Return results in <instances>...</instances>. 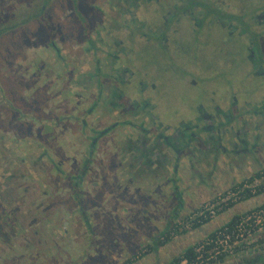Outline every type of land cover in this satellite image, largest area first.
I'll list each match as a JSON object with an SVG mask.
<instances>
[{
  "label": "rangeland",
  "instance_id": "obj_1",
  "mask_svg": "<svg viewBox=\"0 0 264 264\" xmlns=\"http://www.w3.org/2000/svg\"><path fill=\"white\" fill-rule=\"evenodd\" d=\"M35 1L0 0L2 13L21 10L13 19L21 24L0 35V264H123L125 255L128 263L141 264L140 259L151 252L149 247L141 245L130 250V242L125 241L124 247L122 242L106 237V229L110 232L112 228L115 234L112 226L121 220L113 215L111 192L116 191L118 182L126 185L132 163L139 165L138 169L150 165L143 163L137 151L132 160L129 144L140 138L151 142L149 138L156 130L165 131L167 126L170 133V129L179 124L194 123L198 115L196 105L216 102L223 107L221 96L238 101L233 104L240 113L235 111L237 114H233L228 126L243 117L247 138L258 135V140L252 139L253 144L246 141L240 148H258L255 155L257 158L263 155V158L246 177L216 190L212 197L195 207L212 202L217 194L247 179H252L251 183L257 180L258 192L228 208L260 194L264 196V150L260 153L264 149V112L254 114L252 111L259 108L264 96V76L247 75L242 56L237 57L230 68L224 65L225 75L220 74L229 75L235 82H191L204 80L203 74L212 71L205 58L208 62L214 61L212 58H224L213 55L211 49L205 51L209 46L206 45L202 47L204 55L200 58L193 56L194 53L184 55L182 52L170 59V65L163 66V59L143 44L142 36V32H146L143 24L160 20L163 13L157 7L160 3L145 4L146 1L139 0L134 8L138 22L131 23L132 19L125 13L132 7L127 0H45L49 3L44 13L27 20L35 11L30 12L32 7L26 6L22 9V6H30ZM254 1L259 0H245V3L250 5ZM41 19L46 20L49 29ZM132 26L136 27L135 31H131ZM212 36L214 46L240 47L234 42L225 44L226 38L222 40L216 32ZM125 51L132 52L129 63ZM121 62L127 63L139 78L147 79L151 73L169 82H145L140 91L138 82L123 86L115 80L116 68ZM153 67L155 73L151 70ZM191 71L193 74L189 73ZM149 83L155 87H150ZM149 94L154 117L148 112L149 106L146 109L140 106L141 95ZM129 99L134 100L129 102ZM137 106L140 109L135 114ZM221 133L216 134L217 142ZM237 147L229 151L227 148V154L224 147L217 149V156L228 162L226 157L235 154ZM172 149L173 160L167 162L168 167L180 164L177 173L182 178L176 186L184 197H191L194 193L191 167L189 170L181 167L188 166V159L180 161L185 154ZM167 150L171 152L169 147ZM210 152L208 156L215 158V151ZM244 158H250L248 151L239 159L246 161ZM146 172L149 175L142 177L147 181L157 177L148 169ZM171 178L172 184L175 176ZM142 184L147 190L151 186L154 189L153 181L151 186L146 181ZM159 186L158 183L156 187ZM162 186L167 196L170 192L175 194V186L170 189ZM106 200L108 204L104 203ZM262 205L264 199L234 218ZM123 209L120 207L118 211ZM168 215L161 218L166 219ZM151 219L149 215L148 221ZM229 222L231 220L218 228ZM135 223L140 225L138 220ZM170 226L158 233L157 239ZM189 234L160 243L165 245L173 240L171 245L178 247L175 251L167 248L165 256L162 253L160 258L155 257V263L149 264H170L186 248L204 240L191 243L185 239V236L192 239ZM240 245L235 255L221 257L211 264H264V225L251 232ZM103 250L112 256L107 252L103 255Z\"/></svg>",
  "mask_w": 264,
  "mask_h": 264
},
{
  "label": "flooded vegetation",
  "instance_id": "obj_2",
  "mask_svg": "<svg viewBox=\"0 0 264 264\" xmlns=\"http://www.w3.org/2000/svg\"><path fill=\"white\" fill-rule=\"evenodd\" d=\"M144 1H146L144 2L145 4H150L151 2L160 3L157 7L163 12L159 16V21H153L152 23V20H150L148 24H143L146 32H142L144 38L143 44H147L160 59H163V66L166 64L170 65V59L172 60L173 57H177L176 55L182 52L184 55L194 53L193 56L200 58V56L204 55L202 47L209 45L205 51L211 49L213 55L223 56L224 58V60H220L219 58L214 59L211 57L214 60L212 62H208L207 58H205V63L208 65V68L212 69L209 73L214 76V72H217L218 78L195 79L191 82H235L229 75L226 77L220 74L225 75L226 68H224V65L230 68L229 66L232 63L235 65L237 57L240 56L246 61L245 72L247 75L264 76V1H254L250 5H246L245 0H237L236 3H233L235 0ZM168 2L171 4H167ZM127 3L131 4L132 7L125 8L126 16L132 19L131 23H134L136 20L134 8L138 6L139 0H133L132 3L131 0H127ZM136 22L138 21L136 20ZM135 28L132 26L131 31H135ZM215 32L221 35L222 40L223 37L226 38L228 42H224L225 44L234 42L238 43L240 47L232 45L225 48V46L219 47L212 45L211 43L214 41L212 35ZM178 44L181 47L177 46ZM180 48H183V50H180ZM124 53L129 63V60H132V52L125 51ZM153 63L156 62L153 61ZM126 64L121 62L119 67L116 68L117 75L115 76V80L121 82L123 86L128 87L132 82H138L140 91L145 86V82H169L168 80H159L151 73L149 75L146 73L147 79L139 78L136 75V71L132 68L130 69ZM132 65H136L135 62ZM120 68H123V70H120ZM155 69V67L151 68L154 73L156 71ZM123 90L119 89L121 92ZM150 97V94L147 96L141 95L140 106L143 109L149 106L148 112L154 117L149 104ZM218 98L220 102L222 100L225 103L223 107L221 105H214L213 103L207 106L202 104L196 105L198 115L194 123L190 125L187 122L181 125L179 124L175 128H171L170 133L167 132L170 126L165 127V131L158 132L156 130L152 138H149L150 140L152 139L151 142H147V138H140L133 143L131 142L132 145L129 144L132 147L129 151L130 158L132 160L135 159L136 151L140 150L142 152L145 149V154L138 151L139 155L142 156L143 163L150 160L149 163H153L155 166L158 164L161 166V164L173 160L170 157V153H173L172 148L176 151L183 152L186 159L189 160L194 159V155L197 157L200 154L208 155L212 150L215 151L214 154H216L217 158V149H223V147L225 149L227 146H230L234 150L235 146L239 147L241 143L245 144L246 141H251V144H253L252 139L253 141L258 140V135H255L252 139L247 138L243 117L238 118L236 124H232L231 127L228 126L229 122L233 119V114H237L235 111L239 112L237 110L238 107H234V104L236 102L238 103V101L232 100L233 97H231V100L225 96H221V100L220 96ZM131 100L134 99H129L128 101L131 102ZM230 103L234 104L231 105ZM140 106L136 107L135 110L137 111L135 114L138 113ZM258 107V109L255 107V110H252L254 114L264 112V96L261 98L260 106ZM198 129L199 132H197ZM219 132L222 133L219 134V140L217 142L216 134ZM100 133L102 135L103 132L100 131ZM240 133L244 135L238 136ZM168 142L172 143L175 147L171 146ZM167 145L169 151H171L170 153L167 152ZM157 150H159V153H157ZM200 157L204 159L203 155H200Z\"/></svg>",
  "mask_w": 264,
  "mask_h": 264
},
{
  "label": "crops",
  "instance_id": "obj_3",
  "mask_svg": "<svg viewBox=\"0 0 264 264\" xmlns=\"http://www.w3.org/2000/svg\"><path fill=\"white\" fill-rule=\"evenodd\" d=\"M239 147L235 149V154H228V157H226L228 162L223 161L218 156L217 158H214L213 156L209 157L207 154H202L204 156V159L202 160H200V155H198V157L194 155V159L191 160H187L186 157L180 159V161L187 160L188 163V166L181 165L182 170H189V167H191V180L194 183L193 184L191 182V185L193 186L192 188H194V193L193 195H191V197H184L180 193L179 187L176 186L178 184V180L182 178L180 177L181 175H178L177 173L180 164L174 166L172 165L173 167H176L175 169H173L172 166L168 167V163H164L165 165L161 164V166L159 164L155 166V164L149 163L150 160H147V164H150L149 167L140 166V169H138L139 165L132 163V168H130V171L132 173L130 172V175L125 179L126 185H120V183L118 182L116 184V191L111 192V205L112 210L114 211L113 215L115 219L119 218L121 220L119 222L117 221L112 226L116 233L114 234L112 228L110 232H108V229H106L108 235L105 236L111 238L113 241H115L116 239L117 242H122V246L126 245L125 241L130 242V250H135L141 245H143V247H149L151 249V252L140 259V262H142L141 264H149L152 261H154L155 263L156 259L160 258L159 255H162V253H164V256L166 255L167 248L175 251L178 246L176 244L171 245V243L173 240H176L177 237L174 238L171 242L166 243L165 245H161V242H159L157 239L158 233L162 232L168 225H172L176 219L182 218L183 215L192 211V209H194V207L198 203L212 197L216 190L223 188L224 186H228L229 184L246 177L253 169H255V166H257V164L263 158V155H261L259 158H257V156L255 155L258 154V148L254 150V147H248L246 150V148L241 149ZM227 148L228 151L231 150L230 146H227L224 149L226 154ZM144 150L145 149H143L142 152H140V150L138 151L145 154ZM263 150L264 149H261L260 152L259 149V152L262 153ZM158 151L159 150H157V153H159ZM245 151H248L251 159L244 158L246 161H240L242 159L239 158L240 156H242V154L245 153ZM173 154L174 152L171 153V158ZM246 157H248V155ZM204 166L207 170L203 168ZM222 166L226 168L222 169ZM147 169L148 171H152L153 173L157 174V177L153 178L154 180L148 179L149 181H147L146 178L142 177L146 174L149 175V173L146 172ZM163 171L166 174H164ZM162 174L165 175L164 178ZM171 176H175V180L172 182V184ZM95 178L97 179L98 177ZM145 181L149 183V186H151V181H153L155 190L152 186L150 190L145 189L146 187L144 188L142 184ZM179 182H183V180H180ZM158 183L160 185V188L156 187ZM162 185L168 186L169 189L171 188V186H175V194L173 192H170L171 194L167 196L166 192L163 191V188L165 187H163ZM119 188L120 191H118ZM123 192H125L126 194H124ZM195 194L197 195L195 196ZM263 199V194H260L258 197L247 199L244 202L228 208L226 211L222 212L216 219L206 221L199 227L185 232L191 233L189 235H191L192 237L191 239L189 236H185V239L187 241H192L191 243H195L197 241L205 239V236L207 234L213 232L220 225L232 220L237 216V214L252 207V205ZM104 203L108 204L109 201L106 200ZM120 207H123L124 209L122 211H118V208ZM149 215L152 217L151 222L148 221ZM162 215H168L169 217L166 219H162ZM137 220L140 222V225H136L135 222ZM103 239L110 243L109 239ZM103 239H101V241ZM101 250L99 251V253L101 252ZM130 250L129 252H131ZM105 252H107V250H103V255L105 254ZM151 253H153L154 255ZM107 254L111 255L109 252H107ZM124 258L125 260L123 264H130L127 261L128 258L126 257V255L124 256Z\"/></svg>",
  "mask_w": 264,
  "mask_h": 264
},
{
  "label": "built area",
  "instance_id": "obj_4",
  "mask_svg": "<svg viewBox=\"0 0 264 264\" xmlns=\"http://www.w3.org/2000/svg\"><path fill=\"white\" fill-rule=\"evenodd\" d=\"M257 180L253 183L250 179L244 180L241 184L217 194L212 202H207L194 208L185 217L176 219L174 223L159 236V242L164 243L168 239H174L191 229L202 225L206 221L215 218L218 213L224 211L230 205L238 203L247 197L254 196L258 192ZM264 225V205L258 206L232 222L225 224L207 236L205 243L194 246V259L187 263L182 260L180 264H200L208 260H217L224 256H231L237 253L240 243L254 230ZM240 245V246H239ZM145 251V249H144Z\"/></svg>",
  "mask_w": 264,
  "mask_h": 264
},
{
  "label": "trees",
  "instance_id": "obj_5",
  "mask_svg": "<svg viewBox=\"0 0 264 264\" xmlns=\"http://www.w3.org/2000/svg\"><path fill=\"white\" fill-rule=\"evenodd\" d=\"M33 1H35V0H33ZM47 3H49L48 1L46 2L45 0H39V1H35V3H31L30 4V2H29V4H30V6L28 5V4H23V6H22V9H24L25 8V6L26 7H28V8H31V10H30V12L31 11H35V12H32L31 13V16H29V18L27 19V20H30V19H32L33 17H35V16H38V15H41V14H43L44 13V11H45V9L47 8ZM21 11V10H20ZM20 11L19 12H17V13H15V12H12V11H6V12H1L0 11V35L2 34V33H5V32H8L9 30L11 31L12 29H14V28H16V27H18L20 24H21V22H17L16 20L14 21L13 19L14 18H17V16L20 14ZM19 13V14H18ZM42 17V16H41ZM41 23L47 28V29H49V25H47V23H46V20L44 19H41ZM49 35H50V33H49ZM190 74H193V72L191 71V72H189ZM203 76H205V78L204 79H216V78H218V76H217V72H214V76H212L211 75V73H209L208 75H205V74H203ZM200 79V78H199ZM150 84V87H152V85H155V84H152V83H149ZM155 87V86H154ZM149 90H151V88L149 89ZM214 105H219L220 106V103H213ZM252 179H250V181H251ZM260 190H261V188H260ZM0 193H2V191H0ZM8 197V196H7ZM10 198V196L8 197V199ZM233 220H235V218L234 219H232L231 220V222L233 221ZM230 223V222H229ZM211 234H213V233H211ZM210 234V235H211ZM205 243V241L203 240V241H201V242H198V243H196L195 244V246H199V245H202V244H204ZM193 250H194V246H191V247H188V248H186L184 251H183V253L179 256V257H176V258H174L172 261H171V263L170 264H179L180 263V261H182V260H186V262L187 263H190L193 259H194V257H195V254H194V252H193ZM218 259H220V258H218ZM215 262V260H213V259H210V260H208V262H206V263H204V262H202V263H200V264H211V263H214Z\"/></svg>",
  "mask_w": 264,
  "mask_h": 264
},
{
  "label": "bare ground",
  "instance_id": "obj_6",
  "mask_svg": "<svg viewBox=\"0 0 264 264\" xmlns=\"http://www.w3.org/2000/svg\"><path fill=\"white\" fill-rule=\"evenodd\" d=\"M198 227V226H197ZM192 230V229H191ZM169 240V239H168Z\"/></svg>",
  "mask_w": 264,
  "mask_h": 264
}]
</instances>
